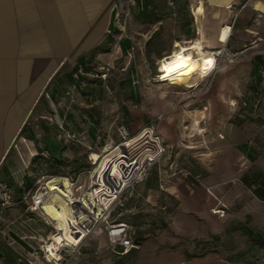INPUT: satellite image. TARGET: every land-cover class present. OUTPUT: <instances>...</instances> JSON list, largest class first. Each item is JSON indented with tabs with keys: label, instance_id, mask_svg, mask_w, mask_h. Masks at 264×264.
Wrapping results in <instances>:
<instances>
[{
	"label": "crops",
	"instance_id": "1",
	"mask_svg": "<svg viewBox=\"0 0 264 264\" xmlns=\"http://www.w3.org/2000/svg\"><path fill=\"white\" fill-rule=\"evenodd\" d=\"M114 1L0 0V169L3 177L13 183L15 200L0 214V262L5 259L9 264H47L41 258L40 247L48 240L51 229L42 215L30 213L20 201L39 173H58L77 182L85 180L86 168L75 174L72 167L74 161L86 163V158L81 157L83 147L65 143L57 123L64 121L66 129L81 133V141L92 147H101L107 139L118 140L119 115L113 121L102 120L110 107L105 101L98 102V88L105 89L104 96L110 98L105 82L107 72L114 67L125 72L132 62L143 65L152 54L147 57L143 52L150 39V26L130 22L126 31L120 33L113 24ZM136 2L133 9L140 20L147 15L160 16L165 11L175 13L176 9L184 8L195 16L192 7L196 5H201L203 13L208 11L212 17H218L220 9L229 10V4L244 5L240 19L257 12L264 15V0ZM140 6L142 11L138 10ZM245 29L252 32L248 27ZM198 31L203 32L201 28ZM227 35L228 32L223 42L228 44L231 35L225 40ZM259 40L261 37L253 43L259 45ZM261 58L253 60L252 65H259ZM79 69L81 74H77ZM258 69L263 79L260 97L255 100L248 93L245 98L251 99L247 109L251 117L264 118V66L259 65ZM135 78L132 73L126 74L119 82L132 80L135 84ZM153 98L161 104V95L154 93ZM115 106L123 111L120 122L131 134L148 126L145 100L134 104L120 100ZM179 110L175 107L172 118L162 122L159 130L163 135L166 136L165 122L177 125ZM246 125L254 126L255 122L247 120ZM218 137L225 140L217 139L219 146L241 142L246 147L251 145V140L246 143L247 138L240 132L227 140L223 133H218ZM186 143L178 136L169 141L167 147L174 148L169 165L185 168L191 151L182 147L191 148L195 142ZM253 151L241 157H246L244 163L248 164L242 174L237 175L233 168L219 173L217 180L189 171L190 178L177 175L163 182L158 173L150 171L123 204L128 221L115 222L128 225L131 219L139 217L138 247L126 255H118L101 230L86 237L76 252L65 253L60 264H130L134 253L138 256L137 264H264V153ZM169 157L170 154L165 155L163 161ZM167 169L160 173L166 175ZM232 178L235 180L230 182ZM207 189L226 206L225 217L211 213L216 200ZM28 218H34L35 222L29 224Z\"/></svg>",
	"mask_w": 264,
	"mask_h": 264
},
{
	"label": "rangeland",
	"instance_id": "2",
	"mask_svg": "<svg viewBox=\"0 0 264 264\" xmlns=\"http://www.w3.org/2000/svg\"><path fill=\"white\" fill-rule=\"evenodd\" d=\"M208 8L205 9L208 10ZM192 12L195 16L191 14L189 8L176 9L175 13L165 11L160 13V16L147 15L140 20L141 17L136 14V10L131 9L127 27L130 22L136 25L150 26L151 32L148 34L150 39L143 52L146 56L148 53H151L152 56L151 58L147 56L148 58L143 65L130 63L128 70L125 72H122L120 67H114L107 72L108 77L105 82L111 96L110 98L105 97V93H103L105 89L102 88H98L97 96L98 102L104 103L105 101L110 109L101 118L105 122L110 119L113 121L119 115L116 122L121 123V112L123 111L118 107L120 104L117 106L118 108L115 104L119 103L120 100L131 101L133 104L142 103L145 100V125L155 127L166 146L176 136L182 142H187L186 144H189L190 140L195 142L191 148L182 147L191 151L188 154V159H186V166L182 169L186 170L187 168L188 172L204 174L205 177L211 180H217L219 173L229 172L233 168L237 171V175H240L248 165L244 163L246 157L241 159L242 156L248 155L250 150L253 151V149L254 153H264V129L262 127L264 118L260 116L251 117L250 112L247 111L250 108L249 100L251 99L245 98L249 97L247 96L248 93H251L255 100H258L259 94H261L260 89L263 79L258 73V66H264V15L259 17L257 13L255 15L253 13L247 19H240V13L235 17L236 12L233 9H220L218 17H212V14H209L208 11L205 14L203 13L201 5L192 7ZM232 23L233 28L230 32L229 25ZM250 24L253 25L252 28L249 27ZM247 27L252 32L246 31L245 28ZM198 28H201L203 32H199ZM226 32L229 33V36L231 35L228 44L225 42L227 45L223 42V36ZM199 36L203 40V49L199 54L191 55L184 53V51L180 53L175 51L176 41L188 42ZM258 37L262 39L258 41L259 45L253 43ZM221 48L222 53L218 58H214L213 61L209 62V70L205 72L202 69L204 61L200 58L202 54L206 56H211V54L204 53V50L216 51ZM170 55L172 57L167 58ZM184 56L195 61L191 67L187 68L188 71H180L175 76L166 71V68L173 64L171 59L182 60ZM256 58L262 59L257 66L252 65L253 60ZM131 73L137 76L134 79L137 80V83L132 84V80L130 82H119L122 76ZM201 78L203 79L199 82ZM93 80H98V78ZM198 82L199 86L197 88ZM188 89L194 90L190 91ZM154 93L161 95L160 105L157 98H153ZM113 106L116 108H113ZM175 107L180 109L177 112L178 120L176 122L179 128L172 122H165V136L159 129L162 122L164 123L175 112ZM204 107H207V109L204 110ZM158 117L161 118L158 119ZM247 120L255 122V125H246ZM178 130H180V133ZM138 132L139 130L131 135ZM238 132L247 138L246 143L251 140V145L248 144V147H246L244 142L234 146H219V144H216L217 139L225 141L218 137V133H223L224 138L227 140L228 137H235ZM116 139L117 137L114 138V141ZM167 148V156L170 154V157L167 161H162L160 167L153 168L151 173H158V171L168 168V162L173 159L174 148ZM80 150L82 152L81 157L86 158L88 151L84 148H80ZM117 154H119L118 150L113 152L112 156L114 157ZM81 157L79 159L82 160ZM165 163H167L166 167ZM86 164L87 169L88 163ZM72 167L76 172V165L73 164ZM3 176L0 169V180L2 179L12 187V181ZM234 180L232 178L230 182ZM134 190L131 194L127 193L125 195V198L111 213L108 219L109 222L128 221L127 216L123 213V204L127 198L133 196ZM27 222L32 224L35 219L28 218ZM140 224L138 216L131 219V223H128L134 242L137 244H140L137 237V229ZM137 260V253H134L131 256L130 264H137ZM0 264H9V262L4 259Z\"/></svg>",
	"mask_w": 264,
	"mask_h": 264
},
{
	"label": "built area",
	"instance_id": "3",
	"mask_svg": "<svg viewBox=\"0 0 264 264\" xmlns=\"http://www.w3.org/2000/svg\"><path fill=\"white\" fill-rule=\"evenodd\" d=\"M135 7H137L136 0L114 1L113 24L120 33L126 31L130 11ZM227 8L233 9L236 12V17L244 5L229 4ZM138 10L142 11L143 7H138ZM257 14L259 17L262 15L259 12ZM229 27L231 32L233 23ZM132 52L133 48L128 53L129 58H132ZM218 57L219 54L215 59ZM81 72L79 69L77 74H81ZM160 118L158 117V119ZM57 126L65 143L82 146L88 151L86 159L89 166L83 171L85 180L81 182L65 176L39 173L33 181L31 190L21 196L20 201L26 206V210L42 215L51 229L48 240L44 241L40 247L42 260L47 264H60L65 253L76 252L86 237L99 233L101 230L105 232L110 248L118 255H126L138 247L134 242L130 227L126 223L109 222L108 219L125 195L131 194L138 184L143 183L153 168L160 167L163 158L167 155V146L156 128L151 125L144 126L137 134L131 135L123 123H117L118 140L107 139L101 147L85 145L81 141V133L66 129L64 121L58 122ZM116 148L121 150L120 155L107 160L97 170L100 161L98 159ZM94 154L98 158H93ZM158 174L163 182L177 175L185 178L191 177L190 172L178 168L174 164L169 165L166 175H162L160 171ZM63 179L68 181V188L60 181ZM84 184L85 189L83 190ZM160 187H163V183ZM207 192L216 200V206L211 209V213L219 218L225 217L226 206L213 195L210 189H207ZM55 194L63 199L68 210L69 227L80 237L77 244L67 243L61 238L62 230L44 210L43 203ZM14 202L11 186L5 181H0V214L9 209ZM55 208L59 210L57 205Z\"/></svg>",
	"mask_w": 264,
	"mask_h": 264
},
{
	"label": "bare ground",
	"instance_id": "4",
	"mask_svg": "<svg viewBox=\"0 0 264 264\" xmlns=\"http://www.w3.org/2000/svg\"><path fill=\"white\" fill-rule=\"evenodd\" d=\"M228 36L229 35L226 36L225 40L227 39ZM175 46H176L175 51L177 53L184 51V53L196 55L199 54L200 51H202V41L199 38H196L188 42L176 41ZM204 51L209 52L207 50ZM209 53L211 54V56L202 55V57L200 58L201 60L204 61L202 64V69H204L205 72L209 70L208 68L209 62L213 61L216 55L218 54L220 55L222 53V49L216 51H210ZM171 60L173 64L168 66L166 68V71L172 74L173 76L178 75L180 71L183 72L188 71L187 68L191 67L195 63V61L190 60V57H186V56H184L182 60H177L174 58ZM116 150L119 151V154L113 157L112 153L115 152ZM120 153L121 150L119 148H116L104 154V156L101 159H98L100 161L97 170L100 169L107 160L118 157ZM92 157L98 158L96 157L95 154ZM60 181L63 183L65 187L67 188L69 187L68 181L66 179ZM55 205L59 207V210L55 208ZM43 207L45 212L48 214V216L56 221L57 227L62 230L61 238L65 240L67 243L77 244L80 240V237L79 235L74 233L69 227L70 217L63 199L57 194L52 195L43 203Z\"/></svg>",
	"mask_w": 264,
	"mask_h": 264
},
{
	"label": "trees",
	"instance_id": "5",
	"mask_svg": "<svg viewBox=\"0 0 264 264\" xmlns=\"http://www.w3.org/2000/svg\"><path fill=\"white\" fill-rule=\"evenodd\" d=\"M202 49H203V47H202ZM208 51V50H207ZM206 52V51H205ZM210 52V51H209ZM263 61H264V59H263ZM86 163H87V159H86ZM86 163H78L77 161H74V165H76V172H74L75 174H77V173H79V172H81L82 171V169L83 168H86L87 167V164ZM72 164V165H73ZM89 166V165H88ZM80 169H81V171H80ZM48 174V173H47ZM49 175H55V176H59L58 175V173H52V174H49ZM60 176H62V175H60ZM136 243V242H135ZM137 244V243H136Z\"/></svg>",
	"mask_w": 264,
	"mask_h": 264
}]
</instances>
